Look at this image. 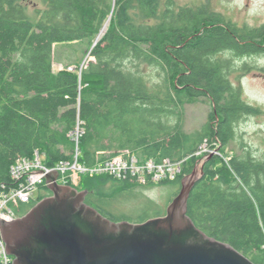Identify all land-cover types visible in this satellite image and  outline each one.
I'll use <instances>...</instances> for the list:
<instances>
[{"label":"trees","instance_id":"obj_1","mask_svg":"<svg viewBox=\"0 0 264 264\" xmlns=\"http://www.w3.org/2000/svg\"><path fill=\"white\" fill-rule=\"evenodd\" d=\"M162 1L0 0V187L12 184L15 161L36 150L49 167L74 161L69 133L79 117L86 130L78 145L83 164L95 162L98 151L184 160L181 175L158 183H140L130 174L81 175L76 187L88 191L86 203L114 221L141 223L166 209L144 195L155 211L137 222L125 213L117 219L111 208L138 194L139 186H174L178 193L200 161L195 150L220 142L222 152L236 139V123L264 115L231 77L234 59L264 53V23L240 26L215 9L176 8L173 0H165L162 11ZM30 2L39 5L32 14ZM60 43L89 48L79 71L54 70ZM203 97L212 111L189 133L182 126L186 104ZM203 171L188 215L210 238L264 264V155L246 148L230 160L213 155ZM40 188V200L51 193L46 182ZM34 204L21 203L19 215Z\"/></svg>","mask_w":264,"mask_h":264},{"label":"water","instance_id":"obj_2","mask_svg":"<svg viewBox=\"0 0 264 264\" xmlns=\"http://www.w3.org/2000/svg\"><path fill=\"white\" fill-rule=\"evenodd\" d=\"M208 153L184 176L166 213L141 223L110 219L86 203L87 190L60 183L57 170H42L52 194L1 224L13 264H255L224 240L210 238L188 215Z\"/></svg>","mask_w":264,"mask_h":264},{"label":"rangeland","instance_id":"obj_3","mask_svg":"<svg viewBox=\"0 0 264 264\" xmlns=\"http://www.w3.org/2000/svg\"><path fill=\"white\" fill-rule=\"evenodd\" d=\"M164 1H162V11L164 8ZM175 2V7L178 8L180 6H192V7H207L210 10L219 11L223 13L227 18L232 19L236 24L240 26H253L257 27L264 23V0H173ZM39 5H35L30 2L28 4V12L31 14L34 11V8ZM108 24V23H106ZM106 26V25H105ZM98 40V39H97ZM89 48L83 43H60L55 47V62H54V70L58 71L68 66H73L75 70H78L84 65L86 60L90 55ZM92 57H90L91 59ZM235 67L237 70L231 72L232 80L235 84L239 85L243 89V95L247 101L250 103L259 105L264 107V53L259 55L247 56L241 58H236ZM245 64H247L250 68L245 70L242 68ZM79 66V67H78ZM74 70V71H75ZM212 102L207 97H203L196 101H192L186 104L184 117H183V125L185 131L189 133H194L196 130L202 128V126L208 121L210 111H212ZM80 124L82 123V129H78L81 132L78 141H74L73 136L71 139L74 144L73 150H70L73 154L74 160H77L79 164H83L81 152L78 151V145L80 139L86 130L83 125V120L78 117L77 120ZM237 124V136L234 141H232L221 154L224 160H230L235 154H241L243 150L251 149L252 153L256 157H262L264 155V115L260 116H248L241 119ZM77 129V127H76ZM75 129V130H76ZM74 130V129H73ZM72 130V131H73ZM83 132H82V131ZM71 131V132H72ZM71 132L69 133L71 135ZM220 142H215L213 147H208L201 145L197 150H195V155L199 158L202 155H206L208 152L215 150V152L208 153L210 155H218L217 149L219 150L222 145ZM105 155L107 158L100 159L101 155ZM95 156V162H91L92 164H86V166H97L98 164L105 163L108 159L112 158L108 157L110 152H96L93 154ZM117 155H124L125 151L118 153ZM116 156V155H115ZM211 156V157H212ZM78 157V158H76ZM114 157V156H113ZM210 157V158H211ZM76 158V159H75ZM209 158V159H210ZM204 160V157H201L198 164ZM85 161V160H84ZM177 162L184 163V160H178ZM181 163V164H182ZM183 166V164H182ZM197 166V164H196ZM195 166V168H196ZM201 167V171L203 170ZM103 174H94L95 175H104ZM107 175V174H106ZM80 179H77L79 186ZM177 187V186H176ZM78 188V187H77ZM80 189V188H79ZM138 194L136 195H128V199H120L119 208H111L117 219L123 216V214H127L130 220L137 222L140 217L146 214V211H150L152 208L153 213L155 208L150 206L147 202V198L152 199L155 203L160 204L161 210L167 209L169 203H171L172 199L175 197L177 193V189L174 186H166L158 185L149 189H142L140 186L136 188ZM142 192V194H140ZM142 195L146 196L142 197ZM35 206V205H34ZM32 206V207H34ZM159 209V207H157ZM154 215V214H150Z\"/></svg>","mask_w":264,"mask_h":264},{"label":"built area","instance_id":"obj_4","mask_svg":"<svg viewBox=\"0 0 264 264\" xmlns=\"http://www.w3.org/2000/svg\"><path fill=\"white\" fill-rule=\"evenodd\" d=\"M68 70L73 71L75 68L71 66ZM76 127L71 132L74 141H78L81 135L78 129H83L82 123L80 124L78 121ZM202 145L208 146L207 143ZM217 145H221V143ZM217 153L219 156H223L218 149ZM181 163L171 158H164L159 162L151 158L142 160L133 154H127L126 156L116 155L97 166L79 164L77 160H65L58 162L53 167H49L42 162L38 150L35 151L34 156L31 158L23 157L17 159L10 169L13 180L12 184H3L0 187V264H13L14 258L8 254L6 243L2 237L1 224L3 218H6L8 221L18 219L20 217L18 208L21 203H35L34 205H36L40 201V185L42 182H46L47 177V174L42 172V170L48 174L57 170L59 173L58 181L63 184L68 182L73 186H77V179H80L82 174L93 176L94 174L103 173L117 177L118 179L124 177L126 174H130L140 183H147L148 181L158 183L163 180H174L181 175L183 172ZM36 169H41V171ZM31 170L36 171L27 175L24 174V172Z\"/></svg>","mask_w":264,"mask_h":264},{"label":"bare ground","instance_id":"obj_5","mask_svg":"<svg viewBox=\"0 0 264 264\" xmlns=\"http://www.w3.org/2000/svg\"><path fill=\"white\" fill-rule=\"evenodd\" d=\"M107 25H108V24H106V26H105L104 29L102 30L103 33L106 31ZM13 260H14V258H13Z\"/></svg>","mask_w":264,"mask_h":264},{"label":"flooded vegetation","instance_id":"obj_6","mask_svg":"<svg viewBox=\"0 0 264 264\" xmlns=\"http://www.w3.org/2000/svg\"><path fill=\"white\" fill-rule=\"evenodd\" d=\"M51 194H52V193H50L49 195H51ZM49 195H48V196H49Z\"/></svg>","mask_w":264,"mask_h":264}]
</instances>
